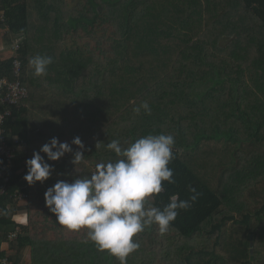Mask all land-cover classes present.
I'll use <instances>...</instances> for the list:
<instances>
[{
  "label": "trees",
  "instance_id": "trees-1",
  "mask_svg": "<svg viewBox=\"0 0 264 264\" xmlns=\"http://www.w3.org/2000/svg\"><path fill=\"white\" fill-rule=\"evenodd\" d=\"M72 2L0 0L6 17L0 51L9 27L21 37L22 81L29 91L19 104L6 106L9 138L25 143L0 195V217L25 218L15 220L12 241L0 231V246L17 252L7 256L11 264L22 263L27 245L35 264L45 260L36 253L37 239L90 241L86 231L57 223L44 192L58 180L72 182L97 163L115 161L106 148L111 140L127 147L161 133L175 137L169 167L176 183L164 182L154 204L162 208L174 194L189 199V186L200 196L166 234L156 226L138 234L140 248L127 264H264V0ZM104 40L108 51L101 49ZM37 54L53 57L47 76L33 75L28 61ZM13 59L0 58V77L12 78ZM145 101L151 114H135ZM77 136L83 149L71 145ZM52 137L73 151L48 161L55 171L44 184L29 186L25 162ZM76 151L84 157L74 164ZM5 162L0 156V165ZM90 244L93 264L102 258L119 264ZM68 257L78 263L80 254L61 251L53 258Z\"/></svg>",
  "mask_w": 264,
  "mask_h": 264
},
{
  "label": "clouds",
  "instance_id": "clouds-1",
  "mask_svg": "<svg viewBox=\"0 0 264 264\" xmlns=\"http://www.w3.org/2000/svg\"><path fill=\"white\" fill-rule=\"evenodd\" d=\"M53 62V57L40 54L28 61L35 77L47 76ZM142 110L151 114L148 102L133 108L137 115ZM71 145L84 148L79 136ZM71 145L52 137L26 160L23 179L29 186L44 184L55 171L48 161H58L66 153H72ZM174 146L172 134H148L127 147L113 139L106 148L114 152L115 161L97 163L90 175L72 182L58 180L44 192L45 206L59 225L71 232L86 231L97 250L106 251L119 264H127L129 255L140 248L134 239L138 234L152 226L158 227L161 235L166 234L180 211L189 209L200 196L196 188L189 186V199L181 200L174 194L162 208L154 204V198L164 191V182L176 183L174 169L169 167L176 159ZM83 157L81 151H76L73 163Z\"/></svg>",
  "mask_w": 264,
  "mask_h": 264
},
{
  "label": "crops",
  "instance_id": "crops-1",
  "mask_svg": "<svg viewBox=\"0 0 264 264\" xmlns=\"http://www.w3.org/2000/svg\"><path fill=\"white\" fill-rule=\"evenodd\" d=\"M5 35H7L10 38V42L9 38L6 37V43L3 46V48L0 51V58L2 60L4 59H10L13 58L16 55V51L13 48V45L21 40V37L19 35H15L13 34V32L11 31V29L6 30L4 32ZM33 125V123H32ZM11 212V211H10ZM12 216V217H10ZM9 215L6 216H1L0 217V231L5 232L6 234H8V237L10 236V234L12 233H16V224H15V220L18 219V221H24L25 218H21L19 215L16 217H13L12 213H10ZM5 220H9L6 221V223L4 222ZM9 240L12 241L13 239H11L9 237ZM37 242H40V245L37 247L36 249V253L38 254V256L40 258H44L45 260L38 261L37 264H93V260H92V244H90V241H78L77 240H73V239H65V240H61V239H53L50 237V239L47 240H36ZM46 243H50V248L47 249L45 247ZM78 243V244H77ZM64 244V249H62V245ZM79 245V246H77ZM61 248V250H60ZM87 248L89 251V256L87 258L86 254H87ZM22 250V248H21ZM20 250V251H21ZM69 250V251H67ZM61 251H63V256H69L72 254H80V258L78 263H75L73 260L70 261V257L66 258L68 259V261H61V260H55L53 257H57L59 256V254L61 253ZM2 252H6V257L4 258H0V264H3V260L4 259H8L7 256L14 254L13 250L11 248H9V244L7 243H1L0 246V254ZM102 252V251H100ZM17 252H15L16 254ZM103 253V252H102ZM14 254V255H15ZM9 260V259H8ZM10 264L12 263V261H10ZM21 264H35L36 262L33 261V247L31 245H27L25 246V251L23 254V257L21 259ZM96 264H115V263H105L103 258L101 259L100 262L96 263Z\"/></svg>",
  "mask_w": 264,
  "mask_h": 264
},
{
  "label": "built area",
  "instance_id": "built-area-1",
  "mask_svg": "<svg viewBox=\"0 0 264 264\" xmlns=\"http://www.w3.org/2000/svg\"><path fill=\"white\" fill-rule=\"evenodd\" d=\"M5 19L4 15H0V23L4 22ZM13 48L16 51L12 64L13 76L12 78L0 77V88L3 92L0 94V106H4V109L0 110V156H3L6 161L0 165V195L6 191L10 182V171L17 151L25 147V143L17 136L9 138L6 129V120L11 115V109L6 106L17 105L29 95L28 88L22 81L25 62L19 56L20 40L13 45ZM24 196L25 193L23 192L19 194L20 198ZM9 237L15 239L17 234L12 233ZM3 264H9V260L4 259Z\"/></svg>",
  "mask_w": 264,
  "mask_h": 264
},
{
  "label": "rangeland",
  "instance_id": "rangeland-1",
  "mask_svg": "<svg viewBox=\"0 0 264 264\" xmlns=\"http://www.w3.org/2000/svg\"><path fill=\"white\" fill-rule=\"evenodd\" d=\"M70 1H71V0H69V2H70ZM76 1H77V0H75V2H76ZM78 1H80V0H78ZM82 1H83V0H82ZM75 2H74V3H75ZM72 3H73V2H72ZM74 3H73V4H74ZM75 4H76V3H75ZM99 31H100V36H101V35H102V31H101V30H99ZM92 44H93L92 46H93V48H95V50L100 51V50H98V49L95 47L96 42H93V41H92ZM102 48L105 49L106 51L110 50L109 43H108L107 41L104 40V42H103V44H102V46H101V49H102ZM110 52H111V51H109V53H110Z\"/></svg>",
  "mask_w": 264,
  "mask_h": 264
},
{
  "label": "water",
  "instance_id": "water-1",
  "mask_svg": "<svg viewBox=\"0 0 264 264\" xmlns=\"http://www.w3.org/2000/svg\"><path fill=\"white\" fill-rule=\"evenodd\" d=\"M253 238V237H252ZM251 251H253V249H251Z\"/></svg>",
  "mask_w": 264,
  "mask_h": 264
}]
</instances>
